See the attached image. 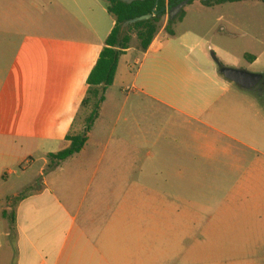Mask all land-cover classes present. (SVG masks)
I'll return each mask as SVG.
<instances>
[{"label": "rangeland", "instance_id": "374dc122", "mask_svg": "<svg viewBox=\"0 0 264 264\" xmlns=\"http://www.w3.org/2000/svg\"><path fill=\"white\" fill-rule=\"evenodd\" d=\"M102 3L107 8L104 0ZM238 9L244 17L246 38L234 45L249 52L256 40V48L264 50V2L241 3ZM13 42L0 36V172L3 170L5 179H13L11 187L28 193L41 187L43 179H76L67 171L63 173L61 168H68L65 160L52 161L49 154L62 150L67 135L88 126L98 99L90 98L89 105L82 103L89 98L88 72L76 68L77 58L54 53L45 41L35 50L29 34L15 41L19 42L16 52ZM133 47L138 49L136 40ZM17 53L22 57H14ZM156 57L141 51L121 57L119 75L108 87L98 110L100 123L106 127V143H113L111 147L122 138L126 126L131 125L134 134L141 128L150 131L149 146L116 153L118 194H144L148 202L143 238L150 264H264V99L255 103L261 116L249 109L250 114L239 118L240 127L232 119L226 121L230 123L228 133L247 147L225 140L230 144H226L228 149L210 148L208 153L215 161L206 164L201 156L204 139L199 137L196 167L180 169L186 178L162 179L160 172L172 174L174 169L156 166L174 161L175 154L161 151L154 142L160 139L163 143L167 138L171 142V135L162 138L160 133L178 131L180 127L192 140L195 122L151 97L192 112L199 105L197 97L206 95L208 85L196 84L194 70L153 63ZM239 66L248 68L244 57ZM232 89L241 95L264 98V89L245 91L236 84ZM7 130L16 131L12 139ZM12 155L16 156L14 161ZM109 160L108 149L92 152L84 188L87 182L102 179ZM126 162L133 164L130 179L120 173ZM11 170L15 175L7 178ZM137 236L136 228L119 232V256L130 253L123 245Z\"/></svg>", "mask_w": 264, "mask_h": 264}, {"label": "crops", "instance_id": "0c3cea01", "mask_svg": "<svg viewBox=\"0 0 264 264\" xmlns=\"http://www.w3.org/2000/svg\"><path fill=\"white\" fill-rule=\"evenodd\" d=\"M102 1L0 0V36L4 40L14 41L13 52L19 45L15 41L21 35L29 34L35 50L45 41L54 53L69 59L77 58L76 68L88 72V84L89 76L116 23ZM258 1L261 0L206 5L195 0L185 8L184 20L175 25L176 36L170 37L165 32L169 21L165 20L163 28L145 53L146 56L156 54L153 63L161 66L196 71L192 73L196 84L201 87L208 85L206 95L197 97L200 99L199 105L192 112L177 109L163 99L151 97L195 122L192 140L187 139L180 127L178 131L160 133L162 138L171 135V142H168V138L163 143L160 139L154 142L153 145L160 147L161 151L175 154L174 161H163L156 166L174 169L172 174L166 170L160 172L162 179L186 178L180 169L196 167L199 137L204 139L205 149H202L201 156L206 164L215 161L213 154L208 153L210 148L215 147L217 151L228 149L227 145L230 144L225 140L246 146L228 133L230 123L226 121L232 119L240 127L239 118L250 114L249 109L256 110L255 103L264 98L241 95L233 90L235 83L225 78L222 68L231 67L264 76V50L256 48V40H253L254 46L249 52H242L234 45L246 38L244 17L239 9L235 10L236 6ZM135 51L139 50H128L122 58ZM29 52L31 54L32 50L29 49ZM14 57L20 58L22 54L17 53ZM242 57L248 68H239ZM120 62L115 80L120 72ZM199 72L201 74H196ZM252 91L259 92L256 89ZM82 103L89 105L92 101L88 98ZM256 111V115L261 116L260 110ZM101 117L99 115L88 133L83 150L65 160L67 169L61 168L63 173L67 171L76 179H43L41 187L24 193L20 192L19 187H11L13 179H5L1 170L0 264H150L146 252L147 242L143 238L149 214L148 202L144 194L129 192L119 195L116 181L119 167L116 153L133 152L140 146H149L150 131L141 128L134 134L132 126H126L122 138L114 141L111 147L113 143H106V127L100 123ZM85 130L86 126H82L73 135L82 134ZM7 132L10 139L16 133L15 130ZM68 136L61 151L71 146ZM8 149L16 150L14 146ZM103 149L110 151V160L101 175L102 179L98 183L91 180L84 188L88 180L84 178L89 174L88 160L92 152ZM12 158L14 161L16 156L12 155ZM181 159L184 161L181 162ZM121 167L124 169L120 172L122 177L130 179L132 162H126ZM6 175L11 178L15 171L11 170ZM134 228L138 229L136 240L123 245L130 253L119 256V232L132 231Z\"/></svg>", "mask_w": 264, "mask_h": 264}, {"label": "trees", "instance_id": "16d2710c", "mask_svg": "<svg viewBox=\"0 0 264 264\" xmlns=\"http://www.w3.org/2000/svg\"><path fill=\"white\" fill-rule=\"evenodd\" d=\"M107 3L108 12L115 19V26L108 36L105 42V48L103 49L96 66L92 70L89 79V99L97 98L96 109L93 116L89 119L88 126L84 133L79 135H69L67 140L71 142V146L57 154H52L50 159L52 161L61 162L68 158L80 153L88 139V133L91 131V124L95 122L98 117V110L100 104L104 102L105 93L108 87L112 86L120 62V58L133 47V43L136 40L138 42L139 51L146 53L155 38L159 34L160 30L164 26V18L167 16V11L162 12L160 15L154 16L147 21L139 22L129 27L122 34V26L125 22L149 15L152 13L156 0H144L135 1L131 4L125 3L122 0H104ZM192 0L189 4L194 2ZM244 0H217L204 2L206 5L223 4L228 2H237ZM264 1V0H261ZM180 0H160L158 10H162L166 7H173L177 5ZM185 10L174 21H168L165 26V32L170 37H175V25L182 22L185 18Z\"/></svg>", "mask_w": 264, "mask_h": 264}, {"label": "water", "instance_id": "95a60500", "mask_svg": "<svg viewBox=\"0 0 264 264\" xmlns=\"http://www.w3.org/2000/svg\"><path fill=\"white\" fill-rule=\"evenodd\" d=\"M122 1L125 3H128V4H131L135 1H144V0H122ZM159 1L160 0H156L155 7H154L151 14L145 15L142 17H138V18H135V19H132V20L125 22L122 26V34L129 27H131V26H133L139 22L150 20L154 16L160 15L164 11H167V13H168V20L174 21L178 16L181 15V13L185 10V8L189 5V3L192 0H180V2L177 5H175L171 8L166 7L162 10H158ZM198 1L209 2V1H217V0H198ZM222 74L229 81L239 85L240 87H242L243 89L248 90V91L254 90L264 79V76L261 74L250 73L247 71L237 70V69L228 68V67L222 68Z\"/></svg>", "mask_w": 264, "mask_h": 264}, {"label": "flooded vegetation", "instance_id": "af4514ba", "mask_svg": "<svg viewBox=\"0 0 264 264\" xmlns=\"http://www.w3.org/2000/svg\"><path fill=\"white\" fill-rule=\"evenodd\" d=\"M255 89L258 91H262L264 89L263 81Z\"/></svg>", "mask_w": 264, "mask_h": 264}]
</instances>
